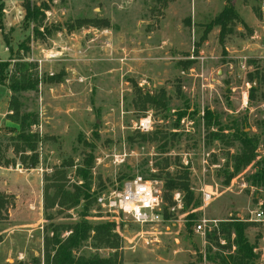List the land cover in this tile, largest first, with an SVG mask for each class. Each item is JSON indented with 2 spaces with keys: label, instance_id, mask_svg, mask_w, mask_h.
Returning a JSON list of instances; mask_svg holds the SVG:
<instances>
[{
  "label": "rangeland",
  "instance_id": "obj_1",
  "mask_svg": "<svg viewBox=\"0 0 264 264\" xmlns=\"http://www.w3.org/2000/svg\"><path fill=\"white\" fill-rule=\"evenodd\" d=\"M26 3L38 10L35 20H26ZM228 6L236 16L220 38L212 22ZM0 63V193L9 198L0 264H45L44 238L80 219L115 224L121 264H218L235 248L219 224L236 219L248 224L255 264H264V230L253 220L264 187L251 181L264 161V83L255 76L264 71V0H0ZM15 71L36 81L34 89L11 92ZM12 93L21 113L36 117L32 152L13 150ZM148 117L150 129L141 131ZM242 139L253 159L235 169ZM87 155L93 202L51 205L48 178L63 170L66 190L80 186ZM181 169L199 202L191 221L180 192L163 197L164 177ZM135 176L161 190L168 219L138 225L102 212L98 193ZM109 253L88 240L75 255Z\"/></svg>",
  "mask_w": 264,
  "mask_h": 264
},
{
  "label": "trees",
  "instance_id": "obj_2",
  "mask_svg": "<svg viewBox=\"0 0 264 264\" xmlns=\"http://www.w3.org/2000/svg\"><path fill=\"white\" fill-rule=\"evenodd\" d=\"M25 18L36 19L38 10L30 7L28 3L25 4ZM236 16L233 7H224L220 13L213 19L212 24L219 27V36L223 37L226 26ZM8 66V64L6 65ZM2 63H0V86L4 85L5 77L2 73ZM256 79L260 83H264V71L256 72ZM7 88L13 92L18 93L24 90L34 89L36 81L30 79L26 73L15 71L10 78H8ZM10 95L11 118L18 122L19 132L16 136L18 141L13 145V150L23 152L24 150L34 151L36 149L37 139L36 135L28 133L29 126L35 122V115H26L21 113V105H19L14 94ZM150 103L157 104L160 99H152L148 97ZM157 100V101H156ZM243 151L232 157L235 169H238L242 164H248L252 158L251 147L252 143L247 139H242ZM20 148V150H19ZM36 158H30V163L34 166ZM92 157L87 155L83 159V166L77 169V174L81 177L82 183L80 186H73L72 190H66L64 183L63 170H56L48 180L51 183L48 185L52 188V195H46V200L49 203L57 204L61 207L70 208L78 205L80 201H84L85 208L92 202L93 198L89 194V179ZM258 171L252 175L251 181L255 185L264 187V161L261 165H257ZM186 169H181L174 175L166 174L163 179V197L166 200H171L174 191L182 194V202L184 209L189 213L187 219L191 221L195 217L191 211L198 206V200L192 191ZM229 178V177H228ZM227 178V179H228ZM9 198L4 193H0V218L6 213ZM171 205V202L170 204ZM168 206L163 208V219L170 217ZM262 211L264 213V200L262 204ZM189 224L191 222H188ZM248 224L236 219L223 222L219 224L218 233L222 234L227 241H230L231 234L234 235L232 245L235 247L231 254L226 256H218V264H255L257 255L253 252L255 248L254 243L250 242L246 229ZM67 229L69 234L60 238V231ZM115 224L110 222L92 224L85 219H80L67 226L56 225L51 230V236L44 238V260L45 264H121L118 249L120 248V238L115 233ZM188 231L190 227L188 225ZM214 238L217 239L216 231L213 233ZM90 240L94 248H103L111 250L106 257H101L97 254L90 256L75 255V252L83 245L84 242Z\"/></svg>",
  "mask_w": 264,
  "mask_h": 264
},
{
  "label": "built area",
  "instance_id": "obj_3",
  "mask_svg": "<svg viewBox=\"0 0 264 264\" xmlns=\"http://www.w3.org/2000/svg\"><path fill=\"white\" fill-rule=\"evenodd\" d=\"M16 1V0H12ZM246 99V96H244ZM151 126L150 118L139 121L138 128L149 130ZM202 192V200L207 204L211 195L205 191ZM179 196L176 193L175 198ZM96 202L102 212L115 215L117 218L123 216L130 219L134 224L150 225L163 221V198L161 190L156 187L151 180L144 179L141 176H135L124 181L120 187L111 191L98 193ZM255 222L261 224L264 230V213L258 210L254 213ZM205 220L199 221L194 226L197 233L204 231ZM264 244V238H262Z\"/></svg>",
  "mask_w": 264,
  "mask_h": 264
}]
</instances>
